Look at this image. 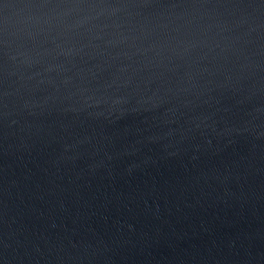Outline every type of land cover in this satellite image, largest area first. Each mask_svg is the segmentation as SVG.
<instances>
[{
  "label": "water",
  "instance_id": "1",
  "mask_svg": "<svg viewBox=\"0 0 264 264\" xmlns=\"http://www.w3.org/2000/svg\"><path fill=\"white\" fill-rule=\"evenodd\" d=\"M0 264H264V0H0Z\"/></svg>",
  "mask_w": 264,
  "mask_h": 264
}]
</instances>
